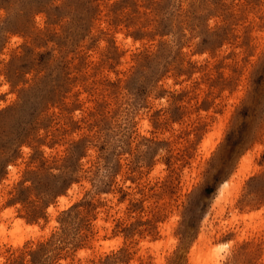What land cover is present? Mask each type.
I'll return each mask as SVG.
<instances>
[{"label":"rangeland","instance_id":"1","mask_svg":"<svg viewBox=\"0 0 264 264\" xmlns=\"http://www.w3.org/2000/svg\"><path fill=\"white\" fill-rule=\"evenodd\" d=\"M0 264H264V0H0Z\"/></svg>","mask_w":264,"mask_h":264},{"label":"bare ground","instance_id":"2","mask_svg":"<svg viewBox=\"0 0 264 264\" xmlns=\"http://www.w3.org/2000/svg\"><path fill=\"white\" fill-rule=\"evenodd\" d=\"M18 224H19V223H18ZM19 225H20V224H19ZM19 225L17 226V228H20V226H19ZM17 228H16V229H17ZM18 230H19V229H18Z\"/></svg>","mask_w":264,"mask_h":264}]
</instances>
